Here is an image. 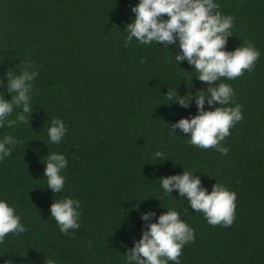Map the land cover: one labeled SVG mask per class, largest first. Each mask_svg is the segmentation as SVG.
<instances>
[{
    "label": "trees",
    "instance_id": "1",
    "mask_svg": "<svg viewBox=\"0 0 264 264\" xmlns=\"http://www.w3.org/2000/svg\"><path fill=\"white\" fill-rule=\"evenodd\" d=\"M137 2L0 0V91L5 69L16 65L19 71V60L33 61L37 71L32 112L0 128V137L23 141L0 160V198L14 205L26 227L5 236L0 262L123 264L145 226L140 213L159 215L172 206L194 229L180 264H264V0H218L220 10L234 17L225 49L249 40L260 52L251 71L225 81L243 114L221 141L229 149L225 155L189 144L186 133L169 128L196 108L194 101L187 108L168 103L167 89L183 95L207 82L196 79L186 61L176 63L180 50L174 45L167 50L133 38L125 46L123 30ZM4 96L10 99L6 91ZM53 117L67 127L58 144L46 132ZM157 150L162 157L154 158ZM54 151L68 161L64 188L55 194L42 176L45 155ZM183 169L193 170L209 191L217 181L236 192L230 226L207 223L175 189V199L164 194L159 178ZM64 196L81 203L80 227L69 234L59 231L49 209Z\"/></svg>",
    "mask_w": 264,
    "mask_h": 264
},
{
    "label": "clouds",
    "instance_id": "2",
    "mask_svg": "<svg viewBox=\"0 0 264 264\" xmlns=\"http://www.w3.org/2000/svg\"><path fill=\"white\" fill-rule=\"evenodd\" d=\"M220 7L218 0H138L130 9L135 14L134 19L123 31L127 33L125 46L135 38L143 45L154 42L167 50L170 44L178 47L180 51L174 55L176 63L186 61L193 66L192 74L196 79L207 82L205 89L186 91L183 95L176 87L167 89L163 95L168 103L175 102L187 108L194 101L196 108L195 115L190 113L188 117H181L169 128L186 133L189 144L202 149L211 147L225 155L229 149L221 141L230 134L229 129L243 119L242 105L235 102L234 89L225 81L242 75L245 70L251 71L260 52L249 40L231 50L225 49L227 37L232 35L234 17L224 14ZM18 64L19 71L14 70L15 65L6 68L3 74L4 91L10 94V99L0 91V128H10L17 120L25 119L24 113L32 112L30 100L37 71L31 60H19ZM205 103L209 108L203 107ZM214 103L217 106H213ZM14 108L19 111L11 118ZM66 131L64 121L53 117L46 129L49 142L58 144ZM22 142L9 134L0 137V160L8 157ZM45 156L42 175L46 178L45 185L53 194L60 193L65 181L62 170L68 161L61 152H47ZM153 156L160 158L163 153L157 150ZM159 186L165 195L173 197L170 193L175 189L177 195L186 197L192 211L202 212L210 225L227 227L232 224L236 192L222 182L216 181L209 191L201 185L199 176L193 175V170L183 169L177 174L161 176ZM49 209L61 233L69 234L70 229L80 227L81 203L78 199L71 196L55 198ZM153 216L155 221L151 219ZM140 219L145 226L139 238L134 239L125 251L123 264H169L170 261L180 264L182 247L195 238L194 229L181 219L180 213L172 206L159 215L148 209L140 213ZM24 231L26 227L14 205L0 198V243L8 233ZM0 264L12 262L5 259ZM44 264H58V261L48 258Z\"/></svg>",
    "mask_w": 264,
    "mask_h": 264
}]
</instances>
